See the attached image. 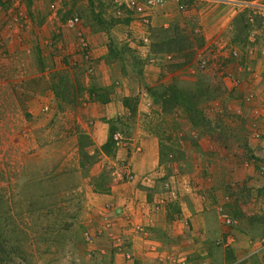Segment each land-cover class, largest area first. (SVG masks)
Instances as JSON below:
<instances>
[{"label":"rangeland","instance_id":"374dc122","mask_svg":"<svg viewBox=\"0 0 264 264\" xmlns=\"http://www.w3.org/2000/svg\"><path fill=\"white\" fill-rule=\"evenodd\" d=\"M254 1L264 2L135 12L125 0H0V264H115L95 247L114 221L102 198L127 180L129 148L151 147L172 186L234 222L215 228L231 244L210 236L205 253L177 262L264 264V17Z\"/></svg>","mask_w":264,"mask_h":264},{"label":"crops","instance_id":"0c3cea01","mask_svg":"<svg viewBox=\"0 0 264 264\" xmlns=\"http://www.w3.org/2000/svg\"><path fill=\"white\" fill-rule=\"evenodd\" d=\"M57 15L54 11L49 17ZM95 45L99 54L105 53L104 46L99 42ZM124 159L132 179L113 184L110 194L102 198L105 212L114 221L111 227L110 223H102L96 251L113 256L115 264H177L182 257L205 253L210 236L215 240L221 235L215 230L221 219L212 199L202 201L199 192L188 200L184 188L172 186L167 175L157 169L160 159L155 147L146 154L129 148ZM114 239L121 240L130 259H124L123 253L117 251Z\"/></svg>","mask_w":264,"mask_h":264},{"label":"built area","instance_id":"2783aa9c","mask_svg":"<svg viewBox=\"0 0 264 264\" xmlns=\"http://www.w3.org/2000/svg\"><path fill=\"white\" fill-rule=\"evenodd\" d=\"M193 1L196 0H125V4L130 10H133L135 12H141L145 8L160 7L170 3L176 4L180 9H186L187 5ZM251 6L257 8L259 13L264 17V2L254 1L251 3ZM77 21H78V17L74 15L72 18L68 20V23L69 25L73 26L76 24ZM260 169L264 171V164L260 166ZM120 176L122 178L124 177L127 180L132 178L130 172L124 169L120 172ZM217 216L226 226H232L234 224L232 218L227 216L226 214H222L217 211ZM232 241L233 239L231 235H225L223 237H218L216 239V243L221 245L223 244L224 246L231 244ZM255 251L258 252L264 251V238H262L260 244L255 248Z\"/></svg>","mask_w":264,"mask_h":264}]
</instances>
